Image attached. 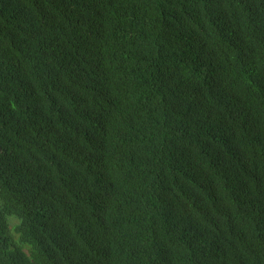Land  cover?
<instances>
[{"label": "trees", "instance_id": "obj_1", "mask_svg": "<svg viewBox=\"0 0 264 264\" xmlns=\"http://www.w3.org/2000/svg\"><path fill=\"white\" fill-rule=\"evenodd\" d=\"M0 264H264V0H0Z\"/></svg>", "mask_w": 264, "mask_h": 264}]
</instances>
